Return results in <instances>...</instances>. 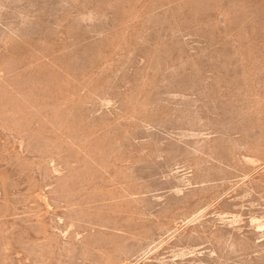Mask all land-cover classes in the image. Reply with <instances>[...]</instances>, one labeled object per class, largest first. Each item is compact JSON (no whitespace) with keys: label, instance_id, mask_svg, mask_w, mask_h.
I'll list each match as a JSON object with an SVG mask.
<instances>
[{"label":"rangeland","instance_id":"obj_1","mask_svg":"<svg viewBox=\"0 0 264 264\" xmlns=\"http://www.w3.org/2000/svg\"><path fill=\"white\" fill-rule=\"evenodd\" d=\"M0 264H264V0H0Z\"/></svg>","mask_w":264,"mask_h":264}]
</instances>
